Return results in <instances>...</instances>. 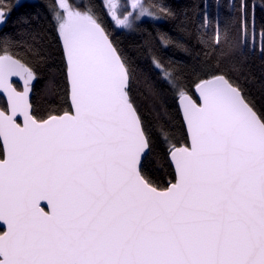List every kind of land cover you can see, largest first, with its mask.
I'll return each mask as SVG.
<instances>
[{"label": "snow or ice", "instance_id": "1", "mask_svg": "<svg viewBox=\"0 0 264 264\" xmlns=\"http://www.w3.org/2000/svg\"><path fill=\"white\" fill-rule=\"evenodd\" d=\"M14 7L0 0V264H264V0L215 22L45 0L43 24L9 31ZM145 18L182 34L165 50L195 39L194 62L130 51Z\"/></svg>", "mask_w": 264, "mask_h": 264}, {"label": "trees", "instance_id": "2", "mask_svg": "<svg viewBox=\"0 0 264 264\" xmlns=\"http://www.w3.org/2000/svg\"><path fill=\"white\" fill-rule=\"evenodd\" d=\"M17 0H8L10 5L15 6L12 12V19L9 21V24L5 26L9 31H12V25L20 16H26L29 20V25L32 27H38L43 24L45 21L43 20V4L45 0H24L16 5ZM85 4L90 6H97L99 4V0H83ZM145 4L157 3V4H165L171 6L173 8H177L180 10H187L189 16L194 19L199 17L201 20L203 18V14L207 11L210 19L215 22L217 19L224 21L229 17L230 12H234V5L239 4V0H142ZM249 3H252V0H249ZM257 5V16H260V0H255ZM193 5H199V8L193 9ZM40 14V18H35L36 14ZM215 27V23H213V28ZM166 33L172 37V39L179 38L182 34L178 33L175 26L172 22L168 20H146L143 24H140L138 29L135 32L127 33L121 36V39L124 41L126 47L129 48L130 51L136 53L137 49L145 46L146 43L150 44L153 48L159 50L161 55H163L166 59H174L179 63H193L194 58L197 55V49H195L196 40H191V46L193 48L191 55L184 53L178 49L173 47H168L166 50L164 46L160 42V34ZM185 39L187 37L185 36ZM141 66L145 69L144 74L147 75V69L149 68L148 58H147V48H145L144 54H138L136 56ZM250 63L252 65V70L255 75L252 77L254 83V90H258L260 87L258 77L261 75V61L256 54H252L249 57ZM16 86V84H14ZM32 102L34 107L43 108L46 107L44 99H42L37 91H33ZM171 102V101H169ZM3 101L0 100V104ZM171 113L175 114V109L170 110ZM177 127L174 129L175 135L179 138V126L178 122H175ZM167 179V177H165Z\"/></svg>", "mask_w": 264, "mask_h": 264}, {"label": "water", "instance_id": "3", "mask_svg": "<svg viewBox=\"0 0 264 264\" xmlns=\"http://www.w3.org/2000/svg\"><path fill=\"white\" fill-rule=\"evenodd\" d=\"M12 80H13V82H14V84H19L20 85V87H21V90L23 89V82L22 81H20L19 80V78H16V77H14V78H12ZM22 117L20 118V122H22ZM41 204L43 205V206H45L46 207V202H41Z\"/></svg>", "mask_w": 264, "mask_h": 264}, {"label": "rangeland", "instance_id": "4", "mask_svg": "<svg viewBox=\"0 0 264 264\" xmlns=\"http://www.w3.org/2000/svg\"><path fill=\"white\" fill-rule=\"evenodd\" d=\"M22 1H24V0H17L16 1V5L17 4H19L20 2H22ZM131 2V0H120V3L121 4H128V3H130ZM146 20H153V19H151V18H145ZM162 20V19H161ZM153 21H158V20H153Z\"/></svg>", "mask_w": 264, "mask_h": 264}, {"label": "flooded vegetation", "instance_id": "5", "mask_svg": "<svg viewBox=\"0 0 264 264\" xmlns=\"http://www.w3.org/2000/svg\"><path fill=\"white\" fill-rule=\"evenodd\" d=\"M15 87H17L19 90H21V87H20L19 84L16 83V86Z\"/></svg>", "mask_w": 264, "mask_h": 264}]
</instances>
